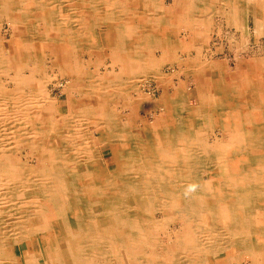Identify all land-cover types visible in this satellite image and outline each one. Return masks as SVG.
Returning a JSON list of instances; mask_svg holds the SVG:
<instances>
[{
  "label": "bare ground",
  "instance_id": "bare-ground-1",
  "mask_svg": "<svg viewBox=\"0 0 264 264\" xmlns=\"http://www.w3.org/2000/svg\"><path fill=\"white\" fill-rule=\"evenodd\" d=\"M174 1L179 8L167 10L161 0H0V20L17 37L9 56L0 48V77L7 76L12 86L5 88L0 80V264H18V259L22 264L210 261L201 260V210L209 205L203 194L213 199L210 209L222 208L228 198L219 189L213 188L215 196L209 186L204 189V166L210 168L215 157L205 131L222 126L249 129L246 134L253 136L264 130V74L256 70L264 72V58L242 67L249 74H230L242 65L235 45L242 26L248 33L244 5L236 0ZM258 6L253 28L260 36L264 21ZM212 14L219 19L214 27ZM86 18L89 25L80 26ZM118 20L123 22L120 27ZM96 21L123 36L121 47L107 43L116 54L117 72L113 67L100 75L97 68H89L95 67L89 57L98 52L88 32ZM224 49L231 54L232 67L226 60L212 63L207 58L208 52ZM81 53L88 58L86 66ZM46 67L68 78L54 87L89 99L84 101L88 109L79 103L63 114L48 103ZM179 76L187 80L179 79L176 86ZM146 77L161 90L159 99L142 92L140 78ZM187 87L195 89L194 106ZM119 100L127 109L124 115L116 109ZM138 108L153 110L151 121L134 125ZM243 132L235 146L244 150ZM103 144L116 166L110 172L99 171L95 146ZM23 146L34 154L16 158ZM260 163L264 171V158ZM260 188L257 201L264 196ZM176 200L186 207L175 208ZM153 211L163 213L164 219L155 224ZM170 221L179 223L172 234L163 225ZM163 229L167 244L158 242ZM256 236L264 237V230ZM157 246L159 253L153 250ZM17 247L23 249L21 256ZM253 263L264 264V259Z\"/></svg>",
  "mask_w": 264,
  "mask_h": 264
},
{
  "label": "rangeland",
  "instance_id": "rangeland-1",
  "mask_svg": "<svg viewBox=\"0 0 264 264\" xmlns=\"http://www.w3.org/2000/svg\"><path fill=\"white\" fill-rule=\"evenodd\" d=\"M169 1L170 0H161V3H163V5L166 7V5L169 3ZM242 1H243V3H242ZM256 1H259V0H256ZM238 2H240L241 6L244 5V7H245V4H244L245 0H240ZM166 8H168V7H166ZM258 10L260 11L259 12L260 18H262V20L264 21V0H260V5L258 6ZM245 14L246 13L244 12L243 15H245ZM216 17L218 18L217 15L212 14L211 19H212L213 27L215 26V23L219 22V19H217ZM86 20H87V18L85 20H83V22L80 24V26L83 23L84 24L82 26H84V27L88 26L89 24H87ZM96 23H97V21L93 25V27L95 26L94 30L88 31V32H91L92 36H90V37L92 38L94 45L96 44L94 50H98V52H97V54L94 53V55L91 54V57H89V59L87 58L86 55L81 53L82 55L81 54L79 55L81 62L86 66V64H88L87 59L91 60V62L95 64V67H94V65L93 66L91 65L89 67L90 70H94V68L95 69L97 68L100 75H102V73H104L105 69L110 71V70H112L113 67H114V72H117L118 67L113 62L116 54L114 53V51L112 49H110V47L108 48L107 43H109V45H111V44L114 45L116 43V45L121 47V46H123L122 45L123 44V42H122L123 36L122 35L117 36V34H112L113 33L112 30L111 29L107 30L104 23H101L100 26H97L99 23L97 25H96ZM116 23L120 27L123 22H122V20H118V21H116ZM133 24L137 26V24H139V22L137 20H135V21H133ZM140 24H141V21H140ZM35 27H38V26L36 25ZM242 28H243V30L245 29L243 26H242ZM36 30H37V28H36ZM240 30H241V32H240ZM240 30L236 33L237 34L236 40L238 41L239 45L238 46L235 45V49H236L235 51H236V54L239 56V59H240L242 65H241V68L237 70V72H232V73L230 72L231 75L236 74L237 76L244 74V73H247L246 68H242V67L247 66L248 61H250V62L251 61H257L259 59L264 58V33L260 34V36L257 35V33L254 32L253 22H251V21L249 22L248 33L244 34V31L242 29H240ZM118 32L119 31H117L116 33H118ZM138 33H139V31H138ZM91 34H89V35H91ZM136 35H137V33H136ZM140 35L141 34H139L137 36H140ZM83 36L85 38L89 37V36L86 37L85 35H83ZM111 36H112V38H111ZM16 38H17L16 37V30L15 29L11 30L8 27V25L6 24V22L1 19L0 20V48H2L4 50L5 55H7V56L10 55V51L12 50L11 48L15 47L12 44V42H15ZM108 40H109V42H107ZM131 40L132 41L135 40V37H131ZM243 48H245V49H243ZM107 51L109 53H107ZM226 51L227 50L224 49L223 52L221 51V52L213 53V54L208 52L207 53L208 57L207 56L206 57L209 60H211L212 63L213 62H221L223 60H226L229 62L228 64L230 65L231 64V54L226 53ZM250 51H252V52H250ZM211 52H214V50H211ZM205 54L206 53H204V55ZM201 55H202L201 56L202 59L201 58L200 59L203 62L204 55H203V53ZM156 56H157V54H156ZM191 56H192L191 59H194L193 57H195V55L193 53L191 54ZM229 59H230V61H229ZM47 65L50 66L49 64H47ZM232 66H233V64H231V67ZM164 68H168V66H164ZM256 70L258 72V75L262 76L264 74V72L261 71L260 69H256ZM239 71H241L242 73ZM25 73H26V71H25ZM167 73H169V71H167ZM247 74H249V73H247ZM46 76H47L46 77V79H47L46 92H47V95L49 98L48 103H51V104L53 103L52 104L53 107L55 106L58 108H62L61 111L62 112L64 111L63 114H70L71 112H73L74 111L73 109L75 108V106H79V103L81 106H85L88 109V106L90 103L89 99L80 97L78 94H76L75 92H72L68 88H66L65 90L63 89L64 91L61 93L60 92L61 90L59 91L57 87H54L56 82L57 83L60 82L61 84H64L65 80H68L67 77L60 76V74H58L57 70H54V69L52 70L48 67H46ZM140 79H141L140 81H143V82H141L143 84H141L140 87H141V89H143V91L142 90L141 91L146 95L145 97L148 96L149 99H153V100L159 99V97L161 96V90L159 88L158 89L156 88V85L153 83V81L151 82V80L148 79V77H146V79H143V78H140ZM179 79H180V82L187 80V79H185V77L179 76L178 78L174 79L176 86H178ZM0 80L2 82V85L5 88H8V89L12 88V86L10 84H8L9 82H8L7 76H4V75L1 76ZM186 82H187L186 84H189L188 81H186ZM186 89L187 90L185 92L189 98V101H190L189 104L191 103L190 106H194L195 105V102H194L195 101V89H194V87L193 88L187 87ZM133 96H135V95H133ZM85 99L89 103L88 102L85 103L86 102ZM118 108H120V109H118ZM116 109L122 115L127 113V109L122 108V101L121 100L118 101ZM138 109L139 110H136V113L133 114L136 117L135 122L133 120L134 125L140 126L142 119H146V120L151 121V118L148 116V114L153 113L154 112L153 110H149V109L143 110L142 108H141V110H140V108H138ZM221 117H222V115H221ZM87 128L91 129L89 127H87ZM224 128L225 129L228 128L227 129L228 132H222V126L217 127V128H212L211 131H210V129H206V131H205V138L207 141L206 145L211 146L209 151L212 153L213 157L214 156L215 157H214V161H213L214 163H211L213 165H211L210 168L208 167L207 164H205V166H204L203 181H205V184H203V185L205 186V188H204L205 190H206L207 186H209L211 188V192L213 191V188L219 189L222 198L227 197L228 201L230 198L231 202H228L227 199H225L226 203L221 205L222 208L221 207L220 208H218V207L213 208L212 207L210 209L209 206H211V204H213V199H212V197H207V195H205V192H204V194L202 193L204 195L205 203L207 200L209 205H206L207 207H205L201 210L202 212H201V224H200V226L203 229L202 236H201L203 238V246H202L203 247V249H202V256L203 257H201V260H202V262L203 261L207 262L210 260L209 262H207V264H224V263L225 264H254L253 262H255L256 259H260V260L264 259V248H263L264 247V237L263 236H256L259 231L264 230V209H263L264 208V196L259 198L258 201L256 199L257 187H261L260 188L261 191H262V189H264L262 187V186H264V176H263L264 171H262L260 168V164H261L260 161H261V159L264 158V145H262V144H264L263 143L264 142L263 141L264 130L263 129H262V131L259 130L256 135L252 136L250 134H246V133H248L247 130H249V129H246L245 132H243L242 129L238 130V129H234L231 127H223V129ZM2 129H4V127L2 125H0V130H2ZM216 130H218V131H216ZM241 132H243L242 137L244 140L243 141L244 142V146H243L244 150H243V148H240L239 145L235 146V143H237V141H239V137H240ZM244 133H245V135H244ZM215 136H216V138H215ZM254 136H256V137L254 138ZM260 137H262V138H260ZM10 144L18 146V143H16V144L10 143ZM226 144H229V145H226ZM230 144L232 145L233 148L231 147ZM218 145H219V147H218ZM227 147L229 148V151H228ZM236 149H238V150H236ZM95 150H96L97 159L99 162V171H109L110 172V170H112V169H114V167H116L114 161L111 158L112 152L105 144L98 145L97 147L95 146ZM250 151H251V153H250ZM206 153H207V151H206ZM31 154H34V153L29 149H24V146H23V147H20V150L15 153V156H16V158L23 159L25 156H30ZM217 159H222V160H217ZM28 160H29L28 162H30L34 165L33 159L28 158ZM258 161H259V164H258ZM262 162H263V160H262ZM219 163L222 165H220ZM209 169H210V172H209ZM213 170L216 172H214ZM221 177H222V179H221ZM230 177L233 179H231ZM245 178H248V179H245ZM253 180H255V181H253ZM217 182H219V186H217ZM247 182H248V184H247ZM259 185H261V186H259ZM231 186L233 187V189L231 188ZM230 191L231 192L233 191L232 193L235 196H233V194L230 193ZM241 191H242V193H241ZM227 192H229V193H227ZM215 194H216L215 191H213L211 196H213V195L215 196ZM243 195H244V197H243ZM234 198L236 201L238 200L237 202L235 201L236 203L233 201ZM242 201H244V203H242ZM176 202H178L179 204L175 203L174 204L175 208L180 210L181 208L186 207V205H183L184 202L182 200H181V202L183 204L179 200L178 201L176 200ZM227 203H229V204H227ZM257 204H258V206H257ZM245 206H247V207H245ZM237 207H238V209H237ZM239 208H240V210H239ZM235 209H236V211H235ZM225 211L227 213H225ZM261 211H263V212H261ZM248 215H250V217ZM188 217H189V215H188ZM237 217H238V219H237ZM226 218H228V219H226ZM150 219L153 222H155V224H156V221H161L164 219L163 213L158 212V211H153V213H151V215H150ZM255 220H256V222H255ZM259 222H262V224L261 223L259 224ZM164 223L165 224H163V225H166L165 229H167V233L169 232L170 234L174 233V230H177V228L179 227V223L175 222V221L164 222ZM228 226H229V228H228ZM254 226H256V227H254ZM256 229L257 230L260 229V230L257 231ZM232 231H236V234L234 236H232V233H233ZM165 233H166V230H164L162 232L160 231L158 233V242L159 243H162V244L168 243V239H167L168 237L165 236ZM211 233H213V234H211ZM256 237H257V239H256ZM41 244H43V240H41ZM22 248H24V247L22 246ZM155 249H157V250L155 251ZM258 249H261V251H259ZM22 250L23 249H21V247H17V255L18 256H21ZM153 250L157 253L161 252L160 248H158V246L155 247ZM215 250H219V251L215 252ZM253 250H254V252H253ZM208 257H209V259H208ZM226 258H228V260ZM18 264H22L21 259H18ZM110 264H121V263H117L115 261H112Z\"/></svg>",
  "mask_w": 264,
  "mask_h": 264
},
{
  "label": "crops",
  "instance_id": "crops-1",
  "mask_svg": "<svg viewBox=\"0 0 264 264\" xmlns=\"http://www.w3.org/2000/svg\"><path fill=\"white\" fill-rule=\"evenodd\" d=\"M238 1H240V0H236V3H237V5H240V2H238ZM169 2L170 3H168L166 5V7H168L167 10H174V9H176V6L175 5H178V8H179L180 3L175 2L174 0H170ZM242 3H243V1H242ZM244 4H245V8H246V13H247L246 19L248 20L247 21V24H248V28H249V22L250 21L253 22L255 13L257 11V4L260 5V0L259 1H256V0H245V3ZM141 22H143L142 18H141ZM222 132H228V130L225 129V128L224 129L222 128Z\"/></svg>",
  "mask_w": 264,
  "mask_h": 264
}]
</instances>
